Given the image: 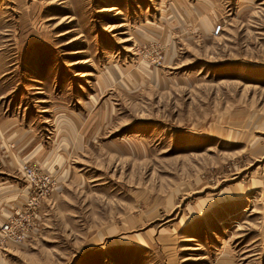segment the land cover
Wrapping results in <instances>:
<instances>
[{
  "label": "rangeland",
  "instance_id": "rangeland-1",
  "mask_svg": "<svg viewBox=\"0 0 264 264\" xmlns=\"http://www.w3.org/2000/svg\"><path fill=\"white\" fill-rule=\"evenodd\" d=\"M13 216L0 264H264V0H0Z\"/></svg>",
  "mask_w": 264,
  "mask_h": 264
},
{
  "label": "built area",
  "instance_id": "built-area-1",
  "mask_svg": "<svg viewBox=\"0 0 264 264\" xmlns=\"http://www.w3.org/2000/svg\"><path fill=\"white\" fill-rule=\"evenodd\" d=\"M22 173L29 181H37L35 168L30 163H24L22 165ZM34 228V225H30V223L21 216H13L0 224L1 235L12 241H20L28 237L33 232Z\"/></svg>",
  "mask_w": 264,
  "mask_h": 264
},
{
  "label": "bare ground",
  "instance_id": "bare-ground-1",
  "mask_svg": "<svg viewBox=\"0 0 264 264\" xmlns=\"http://www.w3.org/2000/svg\"><path fill=\"white\" fill-rule=\"evenodd\" d=\"M112 10H114V8L112 9ZM76 53H79V52H81V50H77V51H75Z\"/></svg>",
  "mask_w": 264,
  "mask_h": 264
}]
</instances>
